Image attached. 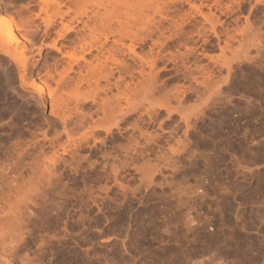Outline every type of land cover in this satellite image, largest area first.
Instances as JSON below:
<instances>
[{
  "label": "rangeland",
  "instance_id": "1",
  "mask_svg": "<svg viewBox=\"0 0 264 264\" xmlns=\"http://www.w3.org/2000/svg\"><path fill=\"white\" fill-rule=\"evenodd\" d=\"M121 1L0 0V264H264V0Z\"/></svg>",
  "mask_w": 264,
  "mask_h": 264
},
{
  "label": "bare ground",
  "instance_id": "2",
  "mask_svg": "<svg viewBox=\"0 0 264 264\" xmlns=\"http://www.w3.org/2000/svg\"><path fill=\"white\" fill-rule=\"evenodd\" d=\"M130 1H132V0H130ZM136 1H138V0H136ZM139 1H142V0H139ZM139 1H138V2H139ZM143 1H145V0H143ZM147 1H148V0H147ZM156 1H157V0H156ZM158 1H159V0H158ZM116 2H117V1H116ZM120 2H121V3H120ZM134 2H135V1H134ZM134 2H133V3H134ZM151 2L154 4L155 0H154V2H153V0H151ZM122 3H123V4H122ZM146 3H147V2H145L144 4H146ZM152 3L150 4V6L152 5ZM156 3H157V2H156ZM119 4L124 5V2L121 1V0H119ZM142 4H143V3H141V5H142ZM122 5H121V7H122ZM136 5H137V3H136ZM136 5H135V6H136ZM147 5H148V4H147ZM147 5H146V6H147ZM137 6H138V5H137ZM137 6H136V8H134V7H133V4H132V7H133L134 9H136V10H137ZM119 7H120V5H119ZM123 7H124V6H123ZM133 8H132V9H133ZM142 8H143V6H142ZM142 8H141V9H142ZM151 8H152V7H150V9H151ZM127 9H129V7H128ZM127 9H123V10L128 11ZM132 9H131V10H132ZM144 9H145V7H144ZM131 10H130V11H131ZM142 10H143V9H142ZM133 11H134V10H133ZM133 11H131V12H133ZM144 11H145V10H144ZM135 12H137V11H135ZM133 13H134V12H133ZM124 14H126V12H125ZM127 14H128V13H127ZM127 14H126V15H127ZM129 14H130V13H129ZM129 14H128L127 16H129ZM124 16H125V15H124ZM131 16H132V15H131ZM133 16H134V15H133ZM129 18H130V17H129ZM2 23H4V19H3L2 17H0V24H2ZM121 36H122V34H121ZM122 37H123V36H122ZM121 39H122V38H121ZM117 40H119V39H117ZM121 41H123V40H121ZM118 42H119V41H118ZM120 43H121V42H120ZM121 44H122V43H121ZM103 45H104V44H103ZM103 45H102V47H101V45H100L101 48H100V50L97 52L98 54H101L102 50H104V49H103ZM104 48H105V47H104ZM70 70H71V69H70ZM104 71H105V69H104ZM110 72H111V71H110ZM110 72H109V71H108V72L106 71L105 74H106V73H107V74H106L104 77L102 76V73L100 74V75L103 77V78L101 77L102 79H104V78L106 79L107 85H108V82H109L108 79H107L108 76H109V78L112 77V76H111L112 73H110ZM105 79H104V81H105ZM63 80H64V79H63ZM67 80H68V79H67ZM70 80H71V79H70ZM68 81H69V80H68ZM80 81H81V79H80ZM96 81H97V80H96ZM62 82H63V81H62ZM118 82H119V80H118ZM120 82H121V79H120ZM95 83L97 84V82H95ZM121 83H122V82H121ZM63 84H64V83H63ZM115 84H116V83H115ZM115 84H114V86H117V85H118V84H116V85H115ZM117 87H119V86H117ZM117 87H116V89H117ZM101 100H102V99H101ZM101 100H100V104H99V105H101ZM102 101H104V100H102ZM102 103H103V102H102ZM100 107H101V106H100ZM82 120H83V119H82ZM80 121H81V120H80Z\"/></svg>",
  "mask_w": 264,
  "mask_h": 264
}]
</instances>
